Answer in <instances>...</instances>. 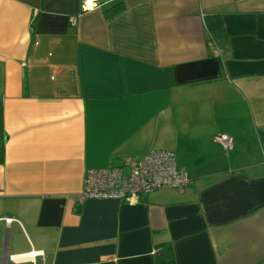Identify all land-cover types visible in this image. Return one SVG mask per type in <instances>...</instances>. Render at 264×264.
<instances>
[{
	"label": "crops",
	"instance_id": "0c3cea01",
	"mask_svg": "<svg viewBox=\"0 0 264 264\" xmlns=\"http://www.w3.org/2000/svg\"><path fill=\"white\" fill-rule=\"evenodd\" d=\"M0 145V264H264V0H0ZM151 150L185 191L77 200Z\"/></svg>",
	"mask_w": 264,
	"mask_h": 264
},
{
	"label": "built area",
	"instance_id": "2783aa9c",
	"mask_svg": "<svg viewBox=\"0 0 264 264\" xmlns=\"http://www.w3.org/2000/svg\"><path fill=\"white\" fill-rule=\"evenodd\" d=\"M87 2H84L85 8ZM89 3L88 7L91 8L92 2ZM214 142L224 149L232 147V141L226 136H217ZM190 184L191 179L176 165L173 153L151 150L141 160L127 158L122 166L88 171L85 174L84 190L77 196V200H134L143 193L161 188L182 193Z\"/></svg>",
	"mask_w": 264,
	"mask_h": 264
},
{
	"label": "trees",
	"instance_id": "16d2710c",
	"mask_svg": "<svg viewBox=\"0 0 264 264\" xmlns=\"http://www.w3.org/2000/svg\"><path fill=\"white\" fill-rule=\"evenodd\" d=\"M122 5L121 4H117L112 6L111 8H109L107 10V14L108 17H112L117 15L119 12L122 11ZM2 153H3V148L2 145H0V162L2 161ZM174 263V259H173V253H172V249L170 247L166 248L163 253L162 256L157 260H156V264H173Z\"/></svg>",
	"mask_w": 264,
	"mask_h": 264
}]
</instances>
